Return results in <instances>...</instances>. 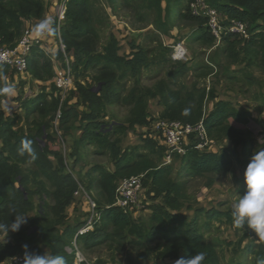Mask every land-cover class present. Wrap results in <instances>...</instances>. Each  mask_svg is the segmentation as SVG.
Listing matches in <instances>:
<instances>
[{
    "label": "rangeland",
    "instance_id": "obj_1",
    "mask_svg": "<svg viewBox=\"0 0 264 264\" xmlns=\"http://www.w3.org/2000/svg\"><path fill=\"white\" fill-rule=\"evenodd\" d=\"M63 1L42 0L44 14L40 19L24 21L22 36H33V25L45 17L53 18L56 33L59 30L56 23L57 11ZM93 1L96 10L94 15L97 16V21L94 20L96 36L93 38L96 52L103 54L113 38L117 41L119 57L131 59L132 54L139 49L145 54L147 62L127 81L121 98L123 101L128 91L152 88L157 81L164 80L172 89L188 91L195 89L205 91L206 94L212 92L215 100H205V114L213 110L217 101L226 102L236 112L246 114L245 122L230 119L229 124L243 133L247 146L236 147L229 140H215L208 136L211 144H208L205 151L225 155L230 158L231 166L219 175H204L187 180L189 203L184 204L179 214L185 217L187 224L196 220V228L207 240L219 242L217 253L221 264H256V253L261 243L250 230L242 231L233 227L231 205L237 195H241L240 191H243V173L253 152L264 148V43L256 39L255 44L251 45L250 40L245 43L238 40L236 54L233 55L225 50L222 43L216 42L212 46H205L193 42L190 38L197 27L192 23H175L172 26L175 28H169L167 32L159 30L156 26L158 15L155 8L145 0L129 2L115 0L114 7L107 0ZM197 3L200 5L202 0H198ZM184 6L187 7V4ZM191 8L190 6V10ZM197 11L201 15L199 8ZM160 14L163 19L164 1L161 3ZM62 21L60 28L65 20ZM261 23V20L258 21V24ZM251 36L249 34V39ZM48 42L56 46L53 47L54 54L49 52ZM57 44L59 43L55 34L47 35L42 38L43 48L40 49L51 57L54 73L63 66L59 56L61 54L58 52L60 46ZM248 57L251 58L250 65ZM181 65H185L188 69L184 74H180ZM80 75L82 73L73 75L75 81L86 85L87 81L90 82L92 72L88 70L84 77ZM5 78L7 86H12L15 91L6 98L7 110L1 106L2 114L8 117L6 120L19 137V141L35 139L37 147L46 157L43 162L37 163L28 157L20 161L16 158L12 159L13 157L6 158L8 165H17L22 171V177L27 179L20 188L25 192L26 197H28L27 192L31 194L34 209L30 215L38 217L45 212L46 222L54 223L56 219L53 218L50 207L55 205V201L45 196L47 195L45 192L53 193L54 189L51 182H47L41 173L45 171L59 176L70 175L74 177L79 193L73 194L61 225H54L55 229L51 228L49 233L59 239L65 236L64 251L67 255H72L73 264H125V258L128 256L138 258L140 264H161L156 260V256L163 239L158 231V224H153L150 220V211L146 205L151 203L147 199L146 191L139 198L138 208L131 211L130 216L133 219L131 230L126 229L117 236L111 229L98 233L96 231L100 230L99 219L95 217L92 221V230L88 232L92 233L88 236L89 240L95 237L91 242L84 244L80 239L82 236L76 234L91 219L89 199L95 202L98 198L97 188L91 190L87 188L89 170L97 165L106 171H114V151L118 154H129L133 148H137L138 153L149 155L142 141L144 135L142 128L136 127L124 135L111 133L112 129L124 123L129 107L125 106L121 99H116L112 104L107 105L97 123L103 124L102 128L109 133L108 144L111 147H106L102 141L88 140L81 145L80 154L74 160L73 155H76L74 149L85 137L83 136V128L86 125L84 120L80 116L71 118L61 126L59 111L51 127H45V116L28 115L24 107L41 93L48 96L55 93L51 81H38L28 71L23 74L11 71ZM149 103L148 113L152 117L154 111L162 106L157 100H150ZM39 130H42L40 136ZM3 147L0 137V153L4 152ZM71 152L74 154L70 156ZM4 156L10 155L4 154ZM23 160L24 162H21ZM158 165H164L162 159L158 160ZM171 166H173V174L177 176L178 166L175 164ZM162 227L170 230L174 225L166 223ZM147 237L150 240L146 239ZM131 242L136 244L132 246ZM34 247L38 249L36 252L38 254L48 251L45 243H35ZM262 261L264 262V256Z\"/></svg>",
    "mask_w": 264,
    "mask_h": 264
},
{
    "label": "trees",
    "instance_id": "obj_2",
    "mask_svg": "<svg viewBox=\"0 0 264 264\" xmlns=\"http://www.w3.org/2000/svg\"><path fill=\"white\" fill-rule=\"evenodd\" d=\"M107 1L114 7L115 0ZM124 1L129 2L130 0ZM145 1L151 3L155 8L158 15L156 26L159 30L167 32L169 28H175L172 27L175 23L189 22L197 27L190 38L193 42H199L205 46H212L215 43L207 27L208 19L203 15L194 16L191 13L190 6L195 0ZM162 1L165 3L163 19L160 14ZM203 1L209 8L214 9L224 17V23L229 20H238L247 24L248 33L252 35L248 39L251 45L255 44L256 39L264 43V0ZM63 2H65V22L60 28V39L66 46L67 55L72 58L70 63L72 76L82 73L80 77H84L89 70L92 72L90 82L87 81L86 85H82L76 82L75 77H73L74 90L70 91L63 101L59 96H54L55 93L50 96L41 93L27 103L24 109L28 115L45 116V127L47 128L51 127L59 111L61 126L71 118L80 116L86 123L83 128V136L85 137L74 149L76 155H73V152L70 153V156L73 155L75 160L80 154L81 145L88 140L102 141L106 147H111L108 144L109 133H106L107 131L102 128L103 124L97 123V121L107 105L122 98L129 78L134 77L147 61L142 49L134 52L131 59L119 57L117 41L113 38L104 49L103 54L97 53L93 44V38L96 36L94 20L97 21V16L94 15L96 13L95 2L93 0H64ZM184 4H187V7ZM44 11L42 0H0V48H13L22 37L23 22L30 19H40ZM260 20L262 23L258 24ZM55 36L58 37L56 33ZM238 40L236 36L230 35L225 37L221 43L227 52L235 55ZM59 56L62 58L61 55ZM248 61L250 65V57H248ZM180 69H182L180 74H184L188 70L185 65H181ZM11 71L8 67L0 69V88L7 86L5 77ZM28 72L33 78L41 82H50L55 77L51 57L45 55L38 45L31 47L28 57ZM51 87L56 92V88L52 84ZM6 98L0 96V105ZM207 99L215 100L212 92L206 94L205 91L195 89L190 91L176 90L172 89L164 80L157 81L152 88L147 87L142 91L132 89L127 92L124 101L121 99L125 106L129 107L126 119L123 124L112 129L111 133L124 135L136 127L148 129L150 123L155 120L148 113V103L150 100H157L163 107L158 118L190 125L202 122L207 136L210 138L229 140L236 147L247 146L243 133L229 124L230 119L245 122L246 114L236 112L228 103L223 101H217L213 110L205 114L204 106ZM6 119L8 117L2 114L0 106V137L4 145V152L0 153V221H7L8 218L9 221L12 220V217H9L10 204H15L18 211L29 218L28 222L18 232L10 233L7 242L0 245V264L22 257L24 244L29 245L33 252H37L38 249L34 247L35 243H45L48 250L53 254L63 255L67 264H73L72 255H67L64 251L65 236L59 239L50 234L49 230L55 229L54 225L59 226L63 222L64 212L78 188L77 183L74 177L70 175L59 176L43 171L41 174L47 182H51L54 189L53 193L45 192L47 194L45 196L55 201V205L50 208L56 221L47 223L45 212L39 214L38 217L31 216L30 213L34 209L31 194L26 191L28 197H25L22 188H20L27 179L22 177V171L17 165H8L6 159L13 157L12 159L16 158L20 161L25 160L28 156L18 154L21 141H19L15 131H12L9 121ZM41 131L38 132L39 136ZM28 140L33 142L32 146L38 156L34 162H43V159H46L45 154L39 150L35 139ZM142 141L149 155L138 153L137 148H133L129 154H118L114 151V171L109 172L95 165L87 173L89 179L87 188L89 190L98 189V198L95 199L94 203L100 230L96 232H105L107 229H111L113 234L117 236L126 229H132L133 219L130 214L113 207L116 187L117 183L124 178L143 175V190L146 191L147 199L151 203L146 205L150 211V220L153 224H158V231L163 239L156 260L160 261L161 264H171L181 257L190 258L196 252H203L205 260L202 264H221L217 253L219 242L207 240L204 234L196 228V220L187 224V220L179 212L185 203H189L186 189L187 180L204 175L221 174L231 166L230 158L225 155L198 151L196 142L191 138L189 144L185 146L186 153L183 157H179L177 154L173 155L172 164L180 163L177 176H175L172 164L158 165V160H163L164 146L153 139L148 130L144 131ZM4 154L10 156L5 157ZM242 190L240 191L241 195L245 191V185ZM41 200L43 201V198ZM50 208L47 207L48 210ZM166 223L173 224L174 227L166 230L162 227ZM89 234L92 233L80 237L86 245L95 238L92 237L89 240ZM67 236H69L68 233ZM146 239L150 240L149 237ZM259 242L262 243L263 241L259 240ZM130 244L133 246L136 243L131 242ZM263 256L264 251L261 246L256 253V264H264ZM124 262L125 264H140L138 258L131 256L126 257Z\"/></svg>",
    "mask_w": 264,
    "mask_h": 264
},
{
    "label": "built area",
    "instance_id": "obj_3",
    "mask_svg": "<svg viewBox=\"0 0 264 264\" xmlns=\"http://www.w3.org/2000/svg\"><path fill=\"white\" fill-rule=\"evenodd\" d=\"M191 4V13L194 16H200L197 8L200 9L201 15L205 16L207 21V27L210 31L211 36L214 38L215 43H221L222 40L227 36H236L243 42L249 39L248 26L238 20H229L224 23V17L220 15L214 9L209 8L204 1L198 5ZM198 7H197V6ZM65 17V2L59 7L57 11V25L60 30V24L63 22ZM57 30V46H60L61 62L63 66L58 71L55 70V77L51 80V83L55 88V96H59L63 101L68 93L74 90L73 76L70 70V63L72 58L66 53V46L60 39V31ZM33 33V36H22L13 48L1 47L0 48V69L2 67H8L14 72L23 74L28 71V57L30 54L31 47L38 45L41 48L42 38ZM70 60V63H69ZM151 137L164 146L165 152L163 156L164 165H170L173 163V155L177 154L179 157H183L186 153L185 146H187L192 138L196 142V149L200 152H204L209 141L205 128L202 122L196 125L183 124L181 122L169 121L165 119L156 118L150 123L148 129ZM207 152V151H206ZM143 177L134 176L124 178L117 183L116 196L113 203V207L121 209L126 214H131V211L138 208L139 198L143 194ZM79 193L75 191L74 194ZM87 199L88 196H87ZM90 212L92 214L91 219L86 223L80 230L76 232L78 236H83L90 232L92 229V221L97 218L96 205L89 199ZM264 251V241L261 243ZM20 258L17 257L7 264H20ZM5 264V263H4Z\"/></svg>",
    "mask_w": 264,
    "mask_h": 264
},
{
    "label": "clouds",
    "instance_id": "obj_4",
    "mask_svg": "<svg viewBox=\"0 0 264 264\" xmlns=\"http://www.w3.org/2000/svg\"><path fill=\"white\" fill-rule=\"evenodd\" d=\"M54 20L51 17L41 19L33 25L32 32L39 36L55 34ZM12 86L0 88V96L9 97L14 93ZM7 110V99L2 105ZM33 142L28 139L21 141L18 147L20 156L27 155L31 161L37 160L38 156L32 146ZM243 181L245 191L237 195L231 205V217L233 227L237 229L250 230L261 241H264V148L255 150L247 164ZM12 220L0 221V245L7 242L10 233H16L28 222V216L18 211L15 204L9 205V217ZM205 260L203 252H196L190 258L181 257L174 264H202ZM20 264H67L63 255L53 254L50 250L38 254L30 250L29 245L22 246V257Z\"/></svg>",
    "mask_w": 264,
    "mask_h": 264
},
{
    "label": "crops",
    "instance_id": "obj_5",
    "mask_svg": "<svg viewBox=\"0 0 264 264\" xmlns=\"http://www.w3.org/2000/svg\"><path fill=\"white\" fill-rule=\"evenodd\" d=\"M44 44V43H43ZM48 45H47V47H48V50H49V52L51 53V54H54V51H53V47L55 46V45H51L49 42L47 43ZM56 47V46H55ZM43 47H42V45H41V48L40 49H42ZM59 70V69H58ZM149 106H150V103H148V108H149ZM163 111V107H158V109H156L154 112H155V114L154 115H152V118L153 119H156V118H158L159 117V115L161 114V112ZM148 112H149V110H148ZM142 128V127H141ZM143 129V131H145V128L143 127L142 128ZM178 164H176L178 167H177V169L180 167V163L179 162H177ZM256 243H257V241H255ZM171 264H174V262H172Z\"/></svg>",
    "mask_w": 264,
    "mask_h": 264
},
{
    "label": "water",
    "instance_id": "obj_6",
    "mask_svg": "<svg viewBox=\"0 0 264 264\" xmlns=\"http://www.w3.org/2000/svg\"><path fill=\"white\" fill-rule=\"evenodd\" d=\"M99 88V87H98ZM23 191V190H22ZM23 193H24V195H25V197H26V194H25V192L23 191Z\"/></svg>",
    "mask_w": 264,
    "mask_h": 264
}]
</instances>
